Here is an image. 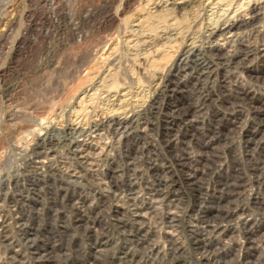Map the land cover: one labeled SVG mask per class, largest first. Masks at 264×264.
I'll return each instance as SVG.
<instances>
[{"label": "rangeland", "instance_id": "374dc122", "mask_svg": "<svg viewBox=\"0 0 264 264\" xmlns=\"http://www.w3.org/2000/svg\"><path fill=\"white\" fill-rule=\"evenodd\" d=\"M236 20L252 23L228 33ZM194 48L211 66L206 103L183 62ZM263 84L264 0H0V264H264ZM110 118L131 119L128 136L98 126ZM213 171L238 183L217 232L186 177L208 189ZM159 176L167 197L148 204ZM130 178L149 207L138 214ZM200 232L215 258L197 249Z\"/></svg>", "mask_w": 264, "mask_h": 264}, {"label": "bare ground", "instance_id": "6f19581e", "mask_svg": "<svg viewBox=\"0 0 264 264\" xmlns=\"http://www.w3.org/2000/svg\"><path fill=\"white\" fill-rule=\"evenodd\" d=\"M197 1V0H196ZM187 2V1H186ZM201 2V1H200ZM235 17V16H234ZM255 17V16H254ZM254 17L252 18V19H254ZM234 19V18H233ZM241 20V19H240ZM228 21V20H227ZM250 23H252V22H250V21H239V20H236V21H233L232 22V24L230 23V25L227 27V30H228V33H232L233 32V30L235 29V28H241V27H246V26H249V25H251ZM240 30V29H239ZM227 33V32H226ZM241 42V41H240ZM250 46V45H249ZM196 47V46H195ZM249 48V47H248ZM251 49V48H250ZM238 51V50H237ZM239 52V51H238ZM203 52H201L199 49H197V48H194L193 50H191V51H189L188 52V54L185 56V58H183V62H185V64H186V68L187 69H191L192 70V73H190V74H188L187 76H190V77H194V75H192V74H197V77H196V79L199 81V84H200V81H201V84H202V82H203V87H201V85L200 86H198V84H196L195 85V87L197 88V90L196 91H198V93H200L201 95H200V103H203V102H205L206 103V101H204V100H201L202 98H204L205 96H208V95H206V84H207V82L209 81V79H210V77H211V75H212V73H211V66L209 65V63H208V61L205 59V57L203 56V54H202ZM249 52H247L246 54H248ZM237 55H239L238 53H237ZM237 55L235 54V55H232V57H230L231 55H229V56H227L226 57V62L228 63H226L227 64V66L229 67V69H231L232 67H233V65L235 64V62H234V60H233V58L235 57H237ZM219 62V61H218ZM236 65V64H235ZM181 66V65H180ZM235 69V68H234ZM187 71H189V70H187ZM228 73H229V71H227ZM225 73V72H224ZM186 76V77H187ZM187 79H189V78H187ZM233 80V79H232ZM260 82V81H259ZM196 83V82H195ZM198 83V82H197ZM261 84V83H260ZM181 84H179V86H180ZM264 85V84H263ZM224 88H226V92H227V85H224L223 86ZM181 88V87H180ZM175 89H176V87H175ZM230 89V88H229ZM181 90V93H185V92H183V91H187V90H189V89H187V87H185V90H183V89H180ZM179 90V91H180ZM193 90V89H192ZM225 91V90H224ZM174 92V91H173ZM242 92V91H241ZM240 91L239 92H237V90L235 89V90H229L228 91V98L231 100V101H233V104H237L236 102V100L235 99H232L234 96H235V98H239V96H236V95H239V94H242ZM191 93H193V92H191ZM190 93V94H191ZM226 94V93H225ZM243 95H245V96H250V95H252V93L250 92V91H245L244 90V94ZM198 97V96H197ZM206 98V97H205ZM224 98V97H223ZM243 98V97H242ZM228 99V100H229ZM197 100H198V98H197ZM199 102V101H198ZM181 107H183L182 105H179V102H176V103H174V106H173V108L175 109V112H174V114H177L178 112H179V108H181ZM252 109V108H251ZM152 110V109H151ZM200 110V109H199ZM149 111V110H148ZM207 114V113H206ZM257 118V117H256ZM212 120H214V119H212ZM261 120V119H260ZM214 122V121H213ZM258 122V121H257ZM263 123V122H262ZM132 122H131V119H129V120H122V121H117L116 119H113V118H110L109 120H107L105 123H102V124H98V126H107V127H109V128H112V129H117L118 131H123L122 132V134L126 137V136H128V128L129 127H131L132 126ZM97 126V127H98ZM211 128H212V130L214 131V130H217V125L215 126V124L213 125V123H212V125H209ZM106 127V128H107ZM96 128V127H95ZM170 128V127H169ZM210 129V128H209ZM105 130V129H104ZM114 131V130H113ZM99 132V131H98ZM97 133V132H96ZM95 133V134H96ZM107 133V132H106ZM79 133H77V135H78ZM98 134V133H97ZM250 139H253V136H252V138L250 137ZM49 142V141H48ZM175 142H177V143H179V141H175ZM264 142V140L260 143V145H262V143ZM257 143V142H256ZM58 145H59V143H58ZM176 145V144H175ZM178 145V144H177ZM259 145V146H260ZM49 146V145H48ZM59 147V146H58ZM180 147V146H179ZM55 148V147H54ZM185 148V147H184ZM255 149V148H254ZM247 151V150H246ZM138 152V151H137ZM248 152H249V150H248ZM203 153V152H202ZM205 153V152H204ZM259 154V153H258ZM235 155V154H234ZM251 157H253V158H251V160H250V162H252V163H254V165H253V168L254 169H256V175H259L258 173L260 172L259 171V168L261 167H259L258 168V162H257V159L255 158V155H251ZM184 159V158H183ZM185 159H186V157H185ZM188 159H190V158H187V160ZM207 159V158H206ZM231 159H233V158H231ZM246 159V158H245ZM126 161L128 160V157L125 159ZM130 160H132V159H130ZM137 160H138V156L136 155V156H134L133 157V161H131V162H129L128 164H127V166L128 167H130V166H133V164L136 162V166L134 167V168H137L138 169V167H139V161L137 162ZM204 160V159H203ZM202 160V161H203ZM237 160V159H236ZM261 160V159H260ZM123 161H124V159H123ZM190 161L191 160H189V163H190ZM200 162V161H199ZM88 163V162H87ZM138 163V164H137ZM206 163V162H205ZM204 163V164H205ZM236 163V162H235ZM123 164L124 165H126V163L125 162H123ZM208 164V163H207ZM210 164V163H209ZM216 164V163H215ZM222 164V163H221ZM234 164V163H233ZM111 165V164H110ZM109 165V168H108V170H110V169H113V164L110 166ZM119 165V167L121 168L120 170L118 169V172H122V174L124 175V174H126L125 172H123L122 170H124V167H122V165H120V164H118ZM187 165V164H186ZM198 165V164H197ZM200 165V164H199ZM191 166V165H190ZM218 166V165H217ZM239 166V165H238ZM252 166V165H251ZM192 167V166H191ZM190 167V168H191ZM194 167H195V165H194ZM210 167V166H209ZM216 167V166H215ZM220 167V166H219ZM133 168V167H132ZM131 168V169H132ZM152 168V167H151ZM198 168V167H197ZM233 168L234 169H236L237 170V167L236 166H234L233 165ZM153 169V168H152ZM243 169V168H242ZM261 169V168H260ZM125 170L128 172V175L129 176H131L132 177V175L130 174V172L127 170V168H125ZM205 170V169H204ZM116 171V170H115ZM201 171V170H200ZM203 171V170H202ZM215 171H217V170H215ZM238 171V170H237ZM235 172V176H233L234 178H235V180H236V178L237 177H240L239 175H237V174H239L238 172ZM61 172H63L62 170H61ZM136 172H139V171H136ZM135 171H134V174L136 173ZM208 172V171H207ZM230 172V171H229ZM228 171H227V173H229ZM263 172V171H262ZM261 172V173H262ZM206 172H204V175H206L205 174ZM252 173V172H251ZM64 173H61V175H63ZM109 174H112V176H115L114 175V172L113 173H111L110 171H109ZM263 174V173H262ZM262 174H260L259 175V177L262 175ZM209 175H211V178L212 179H214V184L212 185V187L210 186V187H208V189H207V187H206V185L203 183V181L205 180V179H203V178H200V179H197V177H196V174H194L193 172H188L187 173V179H188V183L190 184V186H191V188L194 190H196V191H199V194H201V196H200V199H202V201H200V202H202V204H201V206L199 207V209H200V212H198V214H199V217H200V220L202 221V223H205V224H207V225H211V227H214L213 229H215V231L217 232V230H219L221 227H223L224 225H223V222L225 221L226 222V220H227V222H229L228 221V219H230V217L231 216H234L233 214L234 213H231V214H229V212H226V214H225V210H224V208H225V205H226V203L224 204L223 203V200L226 198V200H227V196H229L230 198L232 197L233 198V196H234V193L236 192V190L237 189H235L238 185V183H236V181L235 182H233V181H231V176L232 175H234V174H232V175H223V178H221V177H219V176H217L216 175V173L213 171V172H209L208 173V176ZM119 175H117V177H118ZM109 177H110V175H109ZM210 177V176H209ZM257 178V181L260 179V178ZM111 178V177H110ZM117 179V178H116ZM210 179V178H209ZM262 179H264V176H263V178ZM128 180V179H127ZM166 180L167 179H165L164 177H161V176H159V177H157V178H154L153 179V181L150 183V185H148L147 186V189H146V194H147V196H148V199H147V203L149 204V203H154L153 201L155 200V199H161V198H166L167 197V194H168V185L166 184ZM200 180H203L202 182H199ZM206 181V180H205ZM204 181V182H205ZM110 184H111V188L113 187L112 186V180L110 181ZM116 184H118L117 183V181H116ZM115 184V185H116ZM123 184V183H122ZM240 184V183H239ZM260 184V183H259ZM115 185H114V187H115ZM122 188H123V190L124 191H126L127 193L126 194H128L127 196H128V198L129 197H131V202L129 203V208L128 209H131V210H133V209H135L134 211H135V213L136 214H138L140 211H139V209L140 210H142V207H143V209L144 208H147V206H139L138 205V203H137V199H138V197H137V190H136V186H135V183H134V181H132V179L130 178L129 179V183H127V185H125V183H124V185H122L121 186ZM110 188V189H111ZM210 188V189H209ZM259 188H261V187H259ZM116 190V189H115ZM122 190V189H121ZM260 190V189H259ZM135 191H136V193H135ZM211 191L213 192V193H216V195L214 196V198H212V199H214L212 202H210V203H208L207 202V200L205 199V197H209V195H211ZM242 192V191H241ZM263 192H264V190H263ZM226 194V195H225ZM257 194V193H256ZM258 195V194H257ZM178 196V195H177ZM204 196V197H203ZM256 196V195H255ZM210 198V197H209ZM224 198V199H223ZM232 198H231V200H232ZM256 198V197H255ZM235 199V198H234ZM173 200H175V201H179V202H181L179 199H178V197H173ZM210 200V199H209ZM230 200V201H231ZM158 201V200H157ZM211 201V200H210ZM230 201L228 202V200H227V203H230ZM260 201V200H259ZM77 202H79V201H77ZM237 202V201H236ZM256 202V201H255ZM254 202V203H255ZM203 203H207V205H205V206H203L204 204ZM253 203V204H254ZM148 204H146V205H148ZM80 205H82V206H78L80 209L81 208H83L84 207V203H81ZM89 206V205H88ZM132 206V208H130ZM246 206V205H245ZM258 207V206H257ZM149 208V207H148ZM147 208V209H148ZM236 208H237V206H236ZM236 208H235V210H236ZM243 208H244V206H243ZM240 210V209H239ZM133 211V212H134ZM233 211V210H232ZM87 212V211H86ZM240 212V211H239ZM238 212V213H239ZM78 213V212H77ZM244 214V213H243ZM246 214V213H245ZM135 215V214H134ZM142 215H144V214H142ZM235 215H238V214H235ZM141 216V215H140ZM226 219V220H225ZM171 220H172V218H171ZM234 220V219H233ZM122 222H124L125 223V220H121ZM231 221V220H230ZM235 221V220H234ZM173 221H171V223H172ZM139 223V222H138ZM170 223V222H169ZM140 224H142V223H140ZM122 225V224H121ZM124 225V224H123ZM171 225V224H170ZM199 225V224H198ZM223 225V226H222ZM91 229V228H90ZM226 229V228H225ZM93 230V229H92ZM200 230V229H199ZM210 230V229H209ZM125 231H126V233L127 234H129V237H131V236H133L134 238H137V243L139 244L140 242H143L144 241V237H146L145 236V234L143 233V231H142V229L141 228H127V229H125ZM146 231V230H145ZM148 231V230H147ZM207 231V230H206ZM220 231H222V230H220ZM198 232V231H197ZM204 232H205V230H204ZM209 232V231H208ZM202 235H203V237H197L196 238V246H197V249L199 250V252L204 256V258H207L208 260L209 259H213V258H215L216 257V251H215V249H214V246L212 245L216 240H214L213 238H209L206 234L204 235V233L203 232H200ZM211 233V232H210ZM253 233V232H252ZM93 234H95V233H93V232H91L90 233V238L92 237L93 239L95 238H97L98 237V234H95V235H93ZM147 234V233H146ZM212 234V233H211ZM217 235H219V234H217ZM210 236V235H209ZM224 236V235H223ZM214 237H215V235H214ZM98 239V238H97ZM250 239V238H249ZM136 240V239H135ZM172 241V240H171ZM145 242V241H144ZM171 243V242H170ZM143 245V244H142ZM155 245V244H154ZM139 246V245H138ZM141 246V245H140ZM145 246V245H144ZM152 246V245H151ZM174 246V245H173ZM217 247V246H216ZM173 248L174 247H172V251H173ZM178 249V248H177ZM154 250H156L155 249V247L153 248V247H151V248H147V255L148 254H150L151 255V253L154 251ZM176 250V249H175ZM146 251V250H145ZM159 251V250H158ZM177 251V250H176ZM222 251V250H221ZM229 255V254H228ZM224 256V255H223ZM150 257V256H149ZM174 258V257H173Z\"/></svg>", "mask_w": 264, "mask_h": 264}]
</instances>
